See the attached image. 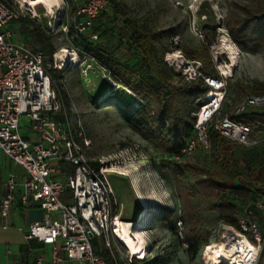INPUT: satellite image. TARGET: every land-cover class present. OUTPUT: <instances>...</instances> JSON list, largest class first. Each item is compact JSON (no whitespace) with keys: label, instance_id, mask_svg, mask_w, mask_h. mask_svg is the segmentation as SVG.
I'll return each instance as SVG.
<instances>
[{"label":"rangeland","instance_id":"obj_1","mask_svg":"<svg viewBox=\"0 0 264 264\" xmlns=\"http://www.w3.org/2000/svg\"><path fill=\"white\" fill-rule=\"evenodd\" d=\"M3 1L16 6L27 23L35 20L50 33L52 30L54 54L62 50L68 52L69 56L60 62L54 54L52 56V64L68 65L60 70L65 71L70 113L61 112L59 119L67 122L71 129L81 125L84 138L89 142V147L83 149L86 160L104 162L119 219L130 222L135 229L148 220L140 232L149 264H222L212 251L222 246L218 243L225 225L210 210L214 201L194 192L195 183L203 177L200 170L217 172L223 180H229L218 152L210 145L208 152L197 149L187 158L170 160L128 126L127 113L138 107L139 100L115 83L104 66L91 60L84 51L77 50L74 42L56 26L61 23V17L71 25L70 3L58 0L60 9L53 10L52 15L38 6L35 15L26 0ZM111 3L122 17L136 22L137 32L167 31L154 46L159 59L174 74L182 77V68L186 65L200 70L206 66L211 77L225 82L218 116L233 115L244 105L248 95L264 93L249 91L264 89V45H238L228 32L242 23L248 11L264 9V0H111ZM10 26L13 27L8 24L7 28ZM108 32L106 50L114 59L126 55L123 45H117L116 31L112 28ZM120 32L124 35L126 29ZM105 41L104 38L96 45L103 47ZM186 52L196 59H187ZM222 67L227 68V76L221 75ZM174 82H178L177 76ZM202 103L196 101L189 106L182 101L179 106L184 120L193 123ZM247 110L248 107L243 109ZM254 110L264 112V108ZM27 124L22 116L19 120L22 135V128ZM250 141L254 144L244 147L236 158L244 180L249 179L250 171L264 161V130L251 127ZM186 165L198 170H188L184 168ZM231 182L238 184V180ZM69 195L67 192L62 201L65 202ZM232 203L235 213H241L240 200L233 199ZM109 237L116 256L130 257L118 240ZM262 259L264 250L259 252L256 264Z\"/></svg>","mask_w":264,"mask_h":264},{"label":"built area","instance_id":"obj_2","mask_svg":"<svg viewBox=\"0 0 264 264\" xmlns=\"http://www.w3.org/2000/svg\"><path fill=\"white\" fill-rule=\"evenodd\" d=\"M74 1L77 7L71 25L63 22L62 17L61 23L56 25L65 35L69 30L75 36L89 33L95 20L111 11L109 0ZM18 16L16 6L0 0V157L21 168L25 174L20 178L11 171L5 173V192L0 198L2 228H7L16 200L22 206H28L32 201L43 215L40 221L27 226L25 238L51 246L54 263L62 261L56 248V243L60 242L69 261L107 264L104 258L95 254L91 243L94 238H102L114 264H131V255L116 256L110 244L109 236L117 240L112 225L119 217L111 216L113 195L108 170L103 161L96 160L98 165L95 168L84 157L83 149L89 147V142L84 138L81 125L71 129L67 122L57 119L61 107L44 68V53L21 39L11 41L13 33L6 27ZM89 34L92 41L98 39L96 33ZM52 67L61 69L57 63ZM182 77L186 82L201 78L211 91L198 108L193 135L174 159L187 158L197 149L208 152L211 145L207 135L209 127L241 147L254 144L250 141V125L233 121L228 115L218 116L224 98V81L203 76L193 65L182 68ZM211 94L216 96L210 97ZM246 107H264V94L248 95L238 111ZM22 116L28 123L22 128L23 135L19 132ZM61 163L72 166L73 173L57 175ZM67 192L70 195L63 202L59 197ZM258 212L264 213V197L256 198L252 204L243 207L241 213L235 214L238 229L224 224L222 239L218 243L226 247L239 238L246 240L255 250L252 262L247 260L248 264H256L259 252L264 250V219L257 218ZM43 262L44 258L39 256L31 264Z\"/></svg>","mask_w":264,"mask_h":264},{"label":"trees","instance_id":"obj_3","mask_svg":"<svg viewBox=\"0 0 264 264\" xmlns=\"http://www.w3.org/2000/svg\"><path fill=\"white\" fill-rule=\"evenodd\" d=\"M3 1V0H1ZM10 1V0H9ZM71 4V13L74 14L77 2L74 0H64ZM5 4L6 1H3ZM75 2V6L72 3ZM111 11L107 15H102L95 20L89 33H96L98 39L92 41L90 34L75 36L69 30L66 37H71V42L75 44L77 50L84 51L89 58L96 60L104 66L112 80L130 92L139 100L136 109L131 108L127 113L126 122L128 126L137 132L140 137L155 148H157L167 159L173 160L180 155L181 148L193 135V123L184 120L179 104L182 101L188 102L189 106L196 101L203 102L205 96L211 89L204 84L201 78L186 82L178 74H174L159 59L154 42L166 34L167 31H136V22L130 18H124L112 5L109 0ZM9 5V4H8ZM26 18L18 16L10 21L14 28L21 34V40L29 42L33 47L44 53V68L51 82V87L56 93L57 100L61 107V112L70 113L69 96L65 88L64 70L53 68L52 56L55 48L52 43L50 30L31 20L30 24ZM114 29L117 45L125 48L126 55L119 59H114L109 50H106L109 41L110 29ZM125 28L126 33L120 32ZM231 39L241 46L264 45V9L258 12L248 11L242 23L229 29ZM126 37V40H125ZM106 39L104 46L102 39ZM126 43V44H123ZM85 45V48L81 47ZM93 45V46H92ZM123 50V49H122ZM131 52V53H130ZM187 59L195 60L191 53H185ZM206 66L201 68V73L205 77H211ZM178 77V82L174 78ZM250 92H264V89H250ZM264 94V93H262ZM264 107H259V109ZM249 107L247 112L237 111L233 115H228L233 121L248 124L264 130V112L255 111ZM60 117L58 116L57 119ZM207 135L211 146L218 152L221 158L220 163L223 171L230 176L229 180H223L217 172L200 170L203 177L195 183V194L209 198L214 202L210 210L216 214L219 221L234 229H238L235 218V205L233 199L240 200L243 207L252 204L256 198L264 197V161H261L250 171L249 179L241 178V172L237 166V153L244 149L218 134L213 127H209ZM92 167L98 165L96 162L90 163ZM188 170H198L193 166H184ZM248 169H251L248 167ZM73 173V167L61 163L58 167L57 175H69ZM238 180V184L231 181ZM65 195V194H64ZM64 195L59 199L63 200ZM242 207V208H243ZM118 208L111 198V216L118 214ZM257 218L264 219V213L258 212ZM206 240V238H204ZM102 240L92 239V247L96 255L104 258L107 264H114L113 256L103 244ZM150 261L132 259L131 264H149ZM260 264H264V259Z\"/></svg>","mask_w":264,"mask_h":264},{"label":"crops","instance_id":"obj_4","mask_svg":"<svg viewBox=\"0 0 264 264\" xmlns=\"http://www.w3.org/2000/svg\"><path fill=\"white\" fill-rule=\"evenodd\" d=\"M60 8V4L58 3ZM75 6V2L72 3ZM56 7V8H58ZM11 25V24H10ZM13 33L11 41L17 42L21 39V34L14 27H6ZM14 172L20 178H24V171L10 164L4 157H0V198L5 192L4 177L6 172ZM43 211L36 205L31 203L28 206H22L16 200L11 208L9 218L7 220V228L3 229V221L0 219V264H31L36 258L41 256L44 258L43 264H76L69 261L61 249V243H56L57 251L62 261L54 263L52 260V247L44 245L35 240H27L25 238L27 226L31 222H38L42 219Z\"/></svg>","mask_w":264,"mask_h":264},{"label":"bare ground","instance_id":"obj_5","mask_svg":"<svg viewBox=\"0 0 264 264\" xmlns=\"http://www.w3.org/2000/svg\"><path fill=\"white\" fill-rule=\"evenodd\" d=\"M25 3L35 15L36 8L38 6L44 7L48 15H52L53 10L60 9L58 7V0H36V2L26 0ZM68 56V52L62 50L56 55V60L57 62H60ZM67 66L68 65L59 63V67L61 69H64ZM220 70L221 75L227 76L228 71L226 67H222ZM212 96L216 95L211 94L210 97ZM147 221L148 220H144L140 227H138L137 229L132 228L133 225L130 222L121 221L119 218H115L112 225L117 240L124 246L127 253L130 254L132 257L138 258L139 260H144L147 258L146 244L140 232V229L145 226ZM212 252L215 254L216 257L218 256V259L222 264H248L249 262H247V260L252 262L255 250L247 244L246 240H244L243 238H239L237 241H233L230 246L224 247L222 245L218 248L215 247ZM216 263H219V261L217 260Z\"/></svg>","mask_w":264,"mask_h":264}]
</instances>
